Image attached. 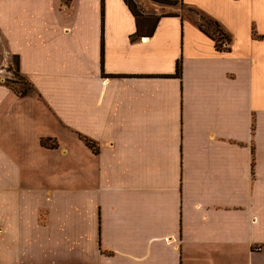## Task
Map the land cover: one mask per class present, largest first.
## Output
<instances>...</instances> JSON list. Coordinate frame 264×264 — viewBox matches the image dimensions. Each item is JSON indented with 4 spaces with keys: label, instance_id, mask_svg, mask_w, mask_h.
<instances>
[{
    "label": "crops",
    "instance_id": "crops-1",
    "mask_svg": "<svg viewBox=\"0 0 264 264\" xmlns=\"http://www.w3.org/2000/svg\"><path fill=\"white\" fill-rule=\"evenodd\" d=\"M3 40L36 92L0 111L64 127L0 126V264H264V0H0Z\"/></svg>",
    "mask_w": 264,
    "mask_h": 264
},
{
    "label": "rangeland",
    "instance_id": "rangeland-1",
    "mask_svg": "<svg viewBox=\"0 0 264 264\" xmlns=\"http://www.w3.org/2000/svg\"><path fill=\"white\" fill-rule=\"evenodd\" d=\"M166 7H169V6H166ZM177 9L179 10L178 12L181 13V15L185 17L193 18L200 22L208 21L209 19L205 17L204 15H202L200 12H198L196 9L190 8L186 6L185 4L177 5ZM1 45H2L3 52H2V55L0 56V73L2 74V76H4L3 81L8 82L6 81L7 80L6 77L7 76L12 77L13 75V73L12 75H10L11 72L8 70V68H10L11 66L12 68H14L15 64H14V60L12 59L13 57H11L9 51L7 50V45L4 40L1 41ZM30 82L31 81L26 78L22 83L23 84L26 83L27 85H29ZM20 87L21 86H19V88ZM37 97L42 99L41 95L39 96L37 94L36 98ZM68 112H69V109H68ZM64 114H66V112H64ZM60 118L61 117L57 113V111L52 109L51 107L49 108L48 104L46 105L40 101L32 100L31 98H25V99L17 98V99H13L12 101H8L4 104L2 110L0 111V126H3L2 128L3 130L4 128H6V126L8 128L10 127V129L13 130L15 136L18 138V141L16 142V144L19 147H23L25 143L26 144L28 143L27 145L30 147L31 140L33 141L32 134L34 133L36 134L39 132L47 133L48 130L50 129L52 130L57 129V128H51V127H59V128L64 127V125H62V122L60 121ZM42 142L45 144V147L47 148H54L56 145H58V143L56 144L54 139L47 138V139H43ZM92 143L95 144V146L98 148L95 142L92 141ZM95 150L97 149H94V151ZM18 152L20 151L18 150ZM25 152L29 154L28 155L30 156L29 159L33 157L34 166L41 167L42 161H43L42 159L39 160L37 155L32 156L31 155L32 150H29V151L25 150ZM37 160L38 162H36Z\"/></svg>",
    "mask_w": 264,
    "mask_h": 264
},
{
    "label": "trees",
    "instance_id": "trees-1",
    "mask_svg": "<svg viewBox=\"0 0 264 264\" xmlns=\"http://www.w3.org/2000/svg\"><path fill=\"white\" fill-rule=\"evenodd\" d=\"M199 24L201 27H204L206 29H208L209 31H211L214 36L217 39V48L218 50H223L222 48V44L223 42H228L230 41L224 34V32L218 27V25L216 24V22H214L212 19H208V21H203L200 22ZM14 60V68H12V66L10 68H8V70L11 72L10 75L11 76H7V80L8 82L3 81L4 76H2V74H0V85H3L5 87H7L8 89H10L12 92H14L18 97L20 98H24L29 96L30 94H32L35 91V87L34 85L30 82L29 85L23 84L22 82L26 79L25 76L22 74L21 72V62H20V58L19 56H13L12 58ZM6 70V71H8ZM176 74L181 77L182 76V61H178L177 63V69H176ZM19 86H21L19 88ZM32 86V87H31ZM86 144H88V146L90 148L96 149L95 144L92 143V141L88 140V139H84ZM42 144L45 146V144L42 142Z\"/></svg>",
    "mask_w": 264,
    "mask_h": 264
}]
</instances>
